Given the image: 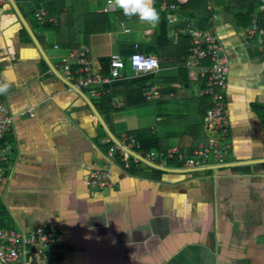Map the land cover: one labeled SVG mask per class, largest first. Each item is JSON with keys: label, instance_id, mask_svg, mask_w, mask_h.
Returning <instances> with one entry per match:
<instances>
[{"label": "crops", "instance_id": "0c3cea01", "mask_svg": "<svg viewBox=\"0 0 264 264\" xmlns=\"http://www.w3.org/2000/svg\"><path fill=\"white\" fill-rule=\"evenodd\" d=\"M13 1L30 33L11 2L0 0V70L13 117L2 225L59 231L50 251L29 254L25 264H264V35L250 34L254 22L264 28L259 0H207L206 7L202 0L191 18L178 5L161 8L176 19H167L168 42L156 39L159 22L128 18L109 0ZM40 11L48 14L42 23ZM192 29L214 33L229 58L225 161L189 167L175 155L124 170L109 157L117 144L90 101L123 146L125 136L157 138L165 152L190 157L208 143L212 101L203 94L200 63L189 65L188 57L180 64L185 48L175 47ZM83 47L100 71L102 58L120 54L127 64L135 52L157 57L160 66L136 78L126 66V76L107 85L112 103L100 107L101 95L63 72L68 62L78 68L70 52ZM144 76L151 78L146 85L124 84ZM107 169L113 186L92 190L89 173Z\"/></svg>", "mask_w": 264, "mask_h": 264}, {"label": "built area", "instance_id": "2783aa9c", "mask_svg": "<svg viewBox=\"0 0 264 264\" xmlns=\"http://www.w3.org/2000/svg\"><path fill=\"white\" fill-rule=\"evenodd\" d=\"M110 3V0H109ZM177 4H168L163 0L161 8L164 11L176 10ZM108 11V8L105 9ZM259 11L264 15V0H259ZM35 19L42 23L48 19V14L40 11L35 14ZM167 19L175 21L172 14ZM260 33L264 35V28H259L254 22L250 34ZM192 51L189 56V65L200 63V74L206 82L203 94L211 98L212 106L207 110L204 118L205 130L208 133V143L202 145L190 157L177 154L176 150H167L165 153L140 151V144L134 136H125L127 145L124 147L134 151L137 155L151 162L156 157L161 160L172 159L175 155L186 162L189 167L205 165L214 157L218 162L224 163L225 152L229 148V136L231 133V121L226 111L225 93L228 86L229 58L226 55L219 38L211 32L192 29ZM78 68L74 70L70 62L65 63L63 72L66 77L82 87L91 89V93L97 96L109 92L107 85L124 78L126 62L120 54L110 56L109 70L107 73L97 70L94 67L91 52L88 47H83L70 52ZM128 63L133 72V77L150 74L159 69L157 57L140 52L133 53L128 58ZM0 83H3V76L0 70ZM156 94L149 92L147 97L151 99ZM13 117L3 97L0 95V182L6 175L10 164V144L6 140L12 130ZM109 157L112 162L119 161L122 169L127 170L136 166L141 161L131 156L124 148L117 145L109 149ZM118 164V163H117ZM113 173L107 170H94L88 175V184L94 191H101L111 188ZM59 231L55 226L35 227L34 229L22 232L2 225L0 210V264H25L29 254H43L50 251L51 246L56 242Z\"/></svg>", "mask_w": 264, "mask_h": 264}, {"label": "trees", "instance_id": "16d2710c", "mask_svg": "<svg viewBox=\"0 0 264 264\" xmlns=\"http://www.w3.org/2000/svg\"><path fill=\"white\" fill-rule=\"evenodd\" d=\"M201 1L202 0H189L186 3H179L178 0H166V2L168 4H174V3L177 4L182 15L188 16L189 18L193 17L194 15H197L200 12V11H198V9L193 8V5L195 3L201 2ZM162 2H163V0H155V5H154L160 14L159 26H158V29L156 30V39L158 42H161L162 40L168 42L167 36H168V31H170V29H168L166 12H163L160 10ZM207 2H208L207 0H204L205 7L207 5ZM112 18L113 17L111 16L110 19H112ZM132 18H137V17H132ZM50 26H52V25H46L45 27H50ZM180 39H182V43H181V40H179L178 44L175 45V47L178 48V47L182 46V44L184 45L185 53H184V57L182 58L183 60L180 61V64H182V63H186V60L189 57V54L191 53L193 46H192V36L189 33L186 34L185 36H182ZM69 45L70 44H68V46ZM77 46H79V44ZM109 60L110 59H105V58H102L100 60L101 69H102L101 71H103L104 73H107L109 70V62H110ZM144 77L138 78V79H129L128 82L126 81L124 84L131 86L132 84L139 82L138 84L141 83V86L146 85L151 80V78L147 77V76H144ZM118 81H121V80L118 79L115 82H118ZM138 84H137V86H140ZM205 84H206V82H205ZM99 100H100L99 101L100 107H103V104L105 102H109L111 104L112 103V94L110 92L104 93L103 95L100 96ZM211 106H212V103L209 102L207 104L206 110H208ZM139 143H140L141 149L144 151L153 150L156 152H163V151L165 152V150H163L160 147L159 140L157 138L154 139L152 141V143H150L149 139L141 140ZM111 144H112V146H114L113 143H111Z\"/></svg>", "mask_w": 264, "mask_h": 264}, {"label": "clouds", "instance_id": "9594fccd", "mask_svg": "<svg viewBox=\"0 0 264 264\" xmlns=\"http://www.w3.org/2000/svg\"><path fill=\"white\" fill-rule=\"evenodd\" d=\"M112 7L128 18L137 17L140 22L155 26L160 19L155 0H110ZM9 84L0 83V95L7 93Z\"/></svg>", "mask_w": 264, "mask_h": 264}, {"label": "water", "instance_id": "95a60500", "mask_svg": "<svg viewBox=\"0 0 264 264\" xmlns=\"http://www.w3.org/2000/svg\"><path fill=\"white\" fill-rule=\"evenodd\" d=\"M9 1H10L11 4L13 5V8H14V10H15V12H16L18 18L20 19L21 23H22L23 26L27 29V31L30 33V31L28 30V27H27L26 24H25V21H24L23 17L20 15L18 9L16 8V5H15L14 1H13V0H9ZM31 37H32L33 41H34L37 45H39V42L37 41L36 37H35L34 35H32V34H31ZM82 92H83V91H82ZM90 105L93 107V109H94V111H95V113H96L98 119L100 120V122H101L102 125L104 126V129L106 130L108 136L111 138V140H112L115 144H117V145H118L119 147H121V148H124V149H125V150H126L131 156H134V157L138 158L142 163H144V164H146V165H148V166H150V167H155V165H153L151 162L146 161L144 158H142L141 156L137 155L134 151H132V150H130V149L124 147V146H123V145H122V144H121L116 138H114V136H113V135L110 133V131L107 129V126L105 125V123H104V121L102 120L100 114L98 113L97 109H95V107H94V105H93V103H92L91 101H90Z\"/></svg>", "mask_w": 264, "mask_h": 264}, {"label": "rangeland", "instance_id": "374dc122", "mask_svg": "<svg viewBox=\"0 0 264 264\" xmlns=\"http://www.w3.org/2000/svg\"><path fill=\"white\" fill-rule=\"evenodd\" d=\"M127 64H128L127 66L129 67V69L132 70L131 67H130V64L129 63H127Z\"/></svg>", "mask_w": 264, "mask_h": 264}]
</instances>
